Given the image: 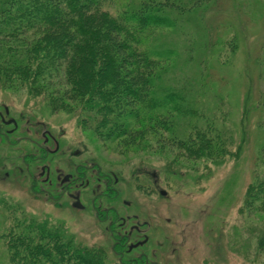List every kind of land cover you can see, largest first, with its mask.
Returning <instances> with one entry per match:
<instances>
[{
  "label": "rangeland",
  "instance_id": "rangeland-1",
  "mask_svg": "<svg viewBox=\"0 0 264 264\" xmlns=\"http://www.w3.org/2000/svg\"><path fill=\"white\" fill-rule=\"evenodd\" d=\"M173 18L175 27L160 29L159 39L153 41V47H166V53H171L169 73L158 81V93L176 90V96H182L188 85L192 102L183 121L191 125L199 115L211 116L218 128L233 133L237 155L223 164L187 163L175 148L155 149L154 140L144 141L153 149L143 145L121 155L83 129L75 115L51 111L41 99H29L22 91L0 92V107L20 123L19 134L24 130L40 139L48 130L53 136L63 135L61 143L76 157L54 158L65 173L87 160L117 175V207L126 201L130 207L121 209L139 213L141 222L150 223L145 235L151 243L146 246L151 260L160 264H264V213L245 207L247 190L260 173L257 158L264 143V108L258 104L264 94V0H216L205 11ZM234 33L238 37L231 47L222 46ZM249 93L259 110L246 115ZM192 108L195 114L189 115ZM9 145L0 143V197L19 204L35 218L64 221L67 231L87 246L110 248L109 233L97 225L88 207L81 212L57 210L29 193V180L18 170L17 149H24L25 144ZM154 174L165 197L154 189ZM5 227L6 213L0 206V235ZM6 256L1 244L0 264Z\"/></svg>",
  "mask_w": 264,
  "mask_h": 264
},
{
  "label": "trees",
  "instance_id": "trees-1",
  "mask_svg": "<svg viewBox=\"0 0 264 264\" xmlns=\"http://www.w3.org/2000/svg\"><path fill=\"white\" fill-rule=\"evenodd\" d=\"M213 1L0 0V92L22 91L51 111L75 115L83 129L121 155L154 140L155 149L175 148L187 163L223 164L237 155L233 133L211 116L197 115L191 125L183 121L192 90L187 85L182 96L158 93L171 53L153 47L160 29L175 27L173 17L205 11ZM233 35L222 46L231 47ZM259 98L264 108V94ZM252 101L249 93L246 115L259 110ZM257 165L245 207L264 213V143ZM0 206L6 213L4 264H129L106 244L79 242L62 220L35 218L5 197Z\"/></svg>",
  "mask_w": 264,
  "mask_h": 264
},
{
  "label": "flooded vegetation",
  "instance_id": "flooded-vegetation-1",
  "mask_svg": "<svg viewBox=\"0 0 264 264\" xmlns=\"http://www.w3.org/2000/svg\"><path fill=\"white\" fill-rule=\"evenodd\" d=\"M9 112L7 108L0 107V143L10 144L9 147L25 144L24 149H17L18 158L21 159L18 170L26 174L29 180V193L50 202L57 210L81 212L89 208L94 213L97 225L109 233L110 250L120 260L124 259L129 264H160L150 259L151 253L146 249L151 244L145 235L150 223L141 222L139 213L130 214L121 209L130 207L126 201H122L121 208L117 207L120 196L117 175L87 160L74 164L73 172L65 173L54 163V158L76 157L72 149L68 151V145L61 143L63 135L53 136L48 130L40 139L26 134L24 130L19 134L20 123L10 119ZM14 134L19 136L12 140ZM152 178L154 189L162 195L164 190L158 187L157 176L154 174Z\"/></svg>",
  "mask_w": 264,
  "mask_h": 264
},
{
  "label": "water",
  "instance_id": "water-1",
  "mask_svg": "<svg viewBox=\"0 0 264 264\" xmlns=\"http://www.w3.org/2000/svg\"><path fill=\"white\" fill-rule=\"evenodd\" d=\"M161 194H162V195H166V193H165L164 191H163V192H161Z\"/></svg>",
  "mask_w": 264,
  "mask_h": 264
}]
</instances>
